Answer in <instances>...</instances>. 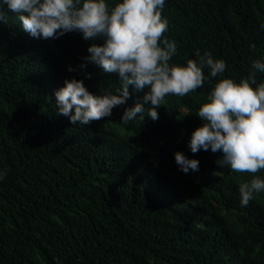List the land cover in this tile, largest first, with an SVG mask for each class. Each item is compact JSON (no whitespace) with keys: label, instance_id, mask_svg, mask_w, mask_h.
Wrapping results in <instances>:
<instances>
[{"label":"trees","instance_id":"16d2710c","mask_svg":"<svg viewBox=\"0 0 264 264\" xmlns=\"http://www.w3.org/2000/svg\"><path fill=\"white\" fill-rule=\"evenodd\" d=\"M4 11L0 264H264V193L242 207L239 184L252 175L219 167V152L189 147L215 84L239 82L254 61L264 62V0H165L164 35L177 45L172 63L207 51L226 62L225 73L183 98L166 97L157 120L145 92L129 86L125 104L89 125L58 114L55 91L77 79L93 94H117L118 74L81 67L91 44L104 40L78 32L34 38ZM256 78L264 83V72ZM137 103L145 112L122 124ZM177 152L199 160V171L183 173ZM258 175L264 179V170Z\"/></svg>","mask_w":264,"mask_h":264},{"label":"clouds","instance_id":"9594fccd","mask_svg":"<svg viewBox=\"0 0 264 264\" xmlns=\"http://www.w3.org/2000/svg\"><path fill=\"white\" fill-rule=\"evenodd\" d=\"M164 5L165 0H120L114 6L107 0H0V22L7 23V6L34 38L57 39L78 32L84 40H104L102 45L91 44L81 67L94 63L106 73H116L121 86L117 94L97 95L83 80L66 79L55 97L58 114L68 116L73 124L89 125L111 116L115 107L129 99V86L145 92L144 102L151 105L148 115L157 120V109L166 97L183 98L203 87L209 76H223L227 67L223 59H213L207 51L203 55L197 51L198 59H189L186 65L172 63L177 45L164 35L169 23L162 16ZM257 71L264 72L261 60L251 64L247 78L239 82L223 78L215 84L208 102L198 111L204 123L189 142L192 153L201 149L219 152V167L252 175L239 184L242 207L264 193V179L258 175L264 170V83H257ZM144 112V106L137 103L125 110L120 122L127 125ZM175 160L185 174L199 171L197 159L177 152ZM4 175L0 172V180Z\"/></svg>","mask_w":264,"mask_h":264}]
</instances>
